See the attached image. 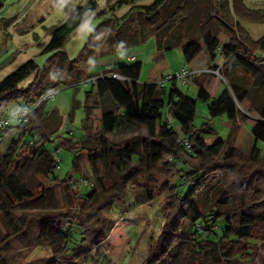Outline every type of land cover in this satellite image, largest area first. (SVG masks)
<instances>
[{
  "label": "trees",
  "instance_id": "16d2710c",
  "mask_svg": "<svg viewBox=\"0 0 264 264\" xmlns=\"http://www.w3.org/2000/svg\"><path fill=\"white\" fill-rule=\"evenodd\" d=\"M136 1L139 0H122V4ZM166 2L167 0H154L150 5L133 6L110 33L113 45L110 53L113 55L119 50L139 45L153 36L156 41V58L173 47L181 48L182 56L189 64L194 62L202 50L208 53L212 62H215L218 54L221 55L222 61L219 64L204 66L200 58L196 67L217 69L221 66L220 75L205 73L194 78L197 99L207 101L216 92L218 85L227 80L229 86L208 105V113L210 117L226 114L229 120L244 123L245 113L238 106L240 104L246 112L257 116L247 120L253 136L248 154H243L235 145H229L220 156L225 142L207 124L194 128L192 121L197 100L178 91L174 82V87L169 91L156 82L140 83L141 63L137 59L126 60L125 63L116 59L108 61L105 64L113 62L116 70L129 80L105 77L95 84H89L90 89L85 92L84 97V118L81 121L84 137L78 140L67 138L62 143L69 150L85 152L92 166L91 171L98 186H94L89 180L93 188L83 193V197L79 188L83 187L86 191L90 186L79 184L77 191H73L76 189H73L74 183L81 177L74 181L73 176H66L64 179L54 176V169L60 161L58 153L61 147L49 152L47 144L52 142V137L59 131L51 132L48 129L42 114L37 113L40 107L28 123L9 125L4 130L0 144L8 136L12 140L5 151H0V212L5 216L9 227L8 232L0 238V259L13 255L16 264H19L20 256L8 240L21 234L31 220L36 221L39 226L40 244L49 246L54 255L47 264H55L59 258L67 256H72L74 260L82 257L89 246L95 243L99 245L105 240L106 236L99 232L104 219L102 210L111 208L115 202L123 201L127 194L126 183L132 175L144 174L148 182H154L155 174L167 172L169 176L173 175L180 180L175 185L168 181L161 185V191L166 195L164 222L140 264H236L238 261L256 264L259 250H264V150L257 146L258 143L264 145V65L254 60V54L264 52V35L254 39L234 20L233 24L223 26L226 35L224 42L208 33L203 37L202 44L196 39L182 43L168 29L180 22L184 0H179L170 13L165 10ZM1 6L0 1V8ZM209 6L210 13L199 21L197 28L216 16L217 6L211 0ZM94 7L93 0L77 5L61 23L47 29L50 39L43 46L42 54L51 56L43 65L34 59H28L0 80V118L12 114L8 112L10 105L18 102H22L19 106L31 104L50 86L44 71L56 59H63L68 64V69H73L72 74L69 71L66 74L69 79L79 80L73 85L80 84L84 78L93 75H87L92 67L85 65V59L96 48L98 42L93 43L92 38L105 19L91 30L78 58L68 59L63 46ZM231 10L236 18L264 22V9L248 7L243 0H231ZM103 14L101 12L99 17ZM9 58L10 56L0 62V68ZM31 75L33 80L25 87L21 86L20 83ZM248 80L254 82L256 91L248 86ZM94 87H97L99 93L106 94L112 102V107L101 112L97 130L93 128L87 105L89 93ZM164 94H167V100L162 98ZM122 120L144 126L146 133L119 144L112 143L107 135ZM64 126L68 127L67 124ZM64 126L62 130L68 133ZM176 127L187 138L190 151L180 141V133L175 130ZM68 134L73 133L71 131ZM135 143L141 149L138 162H133L136 155ZM165 155L168 158L163 161ZM75 158L73 168L76 165ZM114 162H117L118 170L113 182L115 187L113 183H106ZM33 165L40 175L57 181L66 189L70 196L69 203L63 210L36 215L26 213L14 221L9 209L25 208L29 203L48 199L50 186L38 184L31 187L22 180V171ZM100 191H106L107 194L96 204L91 218H83L76 211L70 212L73 206L72 194L76 198L79 195L89 203ZM146 194L150 199L153 198L149 189ZM204 199L205 208H202L199 202ZM186 219L191 221V231H184ZM75 230L79 231L81 238L73 243Z\"/></svg>",
  "mask_w": 264,
  "mask_h": 264
},
{
  "label": "rangeland",
  "instance_id": "374dc122",
  "mask_svg": "<svg viewBox=\"0 0 264 264\" xmlns=\"http://www.w3.org/2000/svg\"><path fill=\"white\" fill-rule=\"evenodd\" d=\"M0 1L2 3L0 8V62L10 56L8 62L0 68V80H2L28 59H34L38 64L43 65L45 60L51 56V54H42L43 46L50 39L47 35V29L61 23L68 12L75 6L85 4L89 0ZM93 1L95 4L94 10L86 14L84 21L69 35L63 46L68 59L78 58V54L91 30L102 19H105L102 27L98 29L97 34L92 38L93 43L98 42L97 46L92 50V55H87L88 59H85V65L92 67L88 73L86 72L87 75L97 73L106 62L114 59L120 63H125L127 55H135L137 61L141 63V72L138 80L140 83L158 81L166 75H173L182 66L196 67L200 58L204 62V66L214 63L219 64L222 61L221 55L218 54L215 62H212L208 53L202 50V53L195 58L194 62L189 64L183 58L180 47L165 50L161 57L156 58V41L153 36L139 45L119 50L113 56L110 53V49L113 46L110 37L111 31L116 28L119 22H122L133 6L150 5L154 0H139L132 4H122V0ZM178 1L167 0L165 10L170 13L176 7ZM211 1L217 6L216 16L207 20L201 28H197L199 21L204 20L211 11L210 0H184L182 18L178 24L168 29V32L178 36L182 43L189 39H196L202 44L203 37L208 33L224 42L226 41V35L223 32L224 24H233L234 20H236L254 39L264 35V22H250L233 16L231 0ZM243 1L248 7L258 10L264 9V0ZM101 12H104V14L99 17ZM68 71L71 74L73 73V69L69 70L68 64L60 58L54 60L53 64L45 68L44 75L50 82V86H56L59 89V93L53 99L41 104L37 113L42 114L45 124L51 132L54 130L59 131L57 135L52 137V142L47 144L49 152L61 147L58 153L60 161L54 169V176H58L60 179H64L66 176H73L74 181L78 177H83L96 186L97 182L91 171L92 166L88 162L85 152L69 150L62 145L67 138L78 140L84 137L81 121L84 118L85 92L90 89L89 86H84L83 84L73 85L78 83L79 80L69 79L66 76ZM202 79H205V77L202 76ZM32 80L33 75L23 80L20 85L25 87ZM228 86L227 80H223L218 85L216 92L207 101L197 99V86L194 78L185 85L177 83L175 88L184 95L197 100L196 111L192 121L194 128L198 129L203 124H207L209 129L217 133L225 142L220 156L224 154L229 145H235L243 154L247 155L253 143L251 125L247 120L257 116L254 113L246 112L240 104L238 106L245 113L247 121L244 123L229 120L226 114L210 117L208 113V105ZM248 86L256 91V86H254L252 80H248ZM163 87L169 91L174 86L169 81ZM162 98L167 100V94H164ZM20 104L22 102L10 105L8 112L17 110ZM87 105L90 108L89 113L92 118L93 128L97 130L101 112L112 107V102L106 94L99 93L97 87H94L89 93ZM35 114L36 112L33 117ZM64 124L68 125L73 133L72 135L62 130ZM178 132L180 133L179 135L182 134L180 130ZM145 133L146 129L144 126L122 120L107 137L112 143L119 144L124 140ZM11 140V137L8 136L0 144L1 152L5 151ZM257 146L262 151L264 150L262 143H258ZM134 149L136 155L133 162H138V158L141 156L140 145L135 143ZM74 158L76 160L75 168H73ZM167 158L168 156L165 155L163 161L167 160ZM116 165L117 162L111 164L112 169L107 175L106 183L111 184L114 182L118 172ZM22 172V180L27 185L31 187L38 184L50 186L49 196L47 200L29 203L25 208L9 209V214L14 221L17 220V217L26 213L36 215L63 210L67 207L70 196L67 195L66 189L57 181L40 175L34 169V165L24 169ZM154 178V182H148L146 175L133 174L126 183L127 194L123 201L115 202L111 208L102 210L104 219L99 227V232L106 236L105 240L99 245L95 243L89 246L84 250V255L76 260L72 256H67L66 258H59L55 264H140L154 243L153 240L159 234L164 222L163 209L166 195L161 191V185L165 181L175 185L180 180L173 175L169 176L167 172H158L154 175ZM113 186L115 187L114 183ZM89 188L86 191H84L83 187L79 188L81 197L84 196L83 193L92 190L93 187ZM77 189L78 187L73 191L75 192ZM147 189L151 191L152 199L147 196ZM106 194V191H100L94 200L89 203H86L79 195L76 198L72 194L73 206L70 212L76 211L83 218H91L95 213L96 204L100 203ZM204 202L205 199L199 202V206L205 208L203 206ZM8 229L7 220L3 213L0 212V238L8 232ZM192 229L191 221L186 219L184 221V231H191ZM38 231L37 222L31 220L21 234L8 240L14 251L20 256L19 264H47L48 260L54 257L49 246L40 244ZM80 238L79 231L75 230L72 237L73 243L80 240ZM251 244H254V241H251ZM12 256L0 259V264H16ZM255 262L256 264H264V250H259ZM236 264L245 263L238 261Z\"/></svg>",
  "mask_w": 264,
  "mask_h": 264
},
{
  "label": "built area",
  "instance_id": "2783aa9c",
  "mask_svg": "<svg viewBox=\"0 0 264 264\" xmlns=\"http://www.w3.org/2000/svg\"><path fill=\"white\" fill-rule=\"evenodd\" d=\"M136 59L137 58L135 55H129L126 58L127 61H135ZM254 60H256L258 64L264 65V52L255 53ZM219 67L217 69H213L209 67L192 68L188 66H182V68L180 70H176L173 75H166L162 77L160 80L156 81V83L160 87H163V85L169 81L174 82L175 85L177 83H180L181 85H185L189 83L190 80H192V78H195L196 76L201 74L210 73V74L220 75ZM105 77H110L121 81L129 80L128 77L121 75L116 70V65L113 62H110L105 64L103 67H101L97 73L84 78L80 82V84H83L84 86H88L89 84H95L99 79H104ZM58 93H59V89L57 87L49 86L31 104L19 106L17 110L12 112V114L1 117L0 141L2 140V135L4 133V130L7 128V126L13 124H19V123L21 124L28 123L32 119L35 111L41 106V104H43L47 100L53 99ZM64 130L67 131L68 133H71V131L68 129L67 126H64ZM175 130L179 131V128L176 127ZM180 141L184 144L186 150L190 151V144L188 143L187 138H185L182 134L180 135ZM79 184L90 187L93 186V184L90 183L88 179L81 177L76 183H74L73 189H75V187H77Z\"/></svg>",
  "mask_w": 264,
  "mask_h": 264
},
{
  "label": "crops",
  "instance_id": "0c3cea01",
  "mask_svg": "<svg viewBox=\"0 0 264 264\" xmlns=\"http://www.w3.org/2000/svg\"><path fill=\"white\" fill-rule=\"evenodd\" d=\"M151 82H156V80H153V81H151Z\"/></svg>",
  "mask_w": 264,
  "mask_h": 264
}]
</instances>
